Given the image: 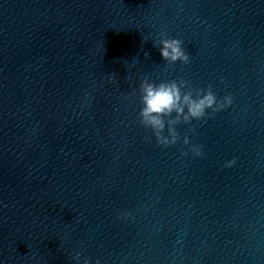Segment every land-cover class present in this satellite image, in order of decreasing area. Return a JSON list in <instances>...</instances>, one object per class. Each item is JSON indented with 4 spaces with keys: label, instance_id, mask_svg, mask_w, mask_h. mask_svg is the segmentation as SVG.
Returning a JSON list of instances; mask_svg holds the SVG:
<instances>
[{
    "label": "clouds",
    "instance_id": "1",
    "mask_svg": "<svg viewBox=\"0 0 264 264\" xmlns=\"http://www.w3.org/2000/svg\"><path fill=\"white\" fill-rule=\"evenodd\" d=\"M160 56L169 65L177 62L187 64L190 56L183 46V41L178 38H171L161 34L158 38ZM154 46L156 44L154 43ZM147 56V53L145 54ZM140 103L142 107L138 113L139 124L151 129L156 144L164 148L174 146L181 142V134L178 131L179 125H192L193 121H201L217 112L231 107L234 103L232 94L218 97L213 92L212 86L205 89L192 88L190 81L180 78L179 80L150 81L143 78L139 86ZM210 110V111H209ZM188 132L194 133L195 127H189ZM150 141L151 137H145ZM183 145L187 150L182 152L183 156L191 153L194 157H203L202 145L190 141L189 135L184 134ZM236 163L233 159L225 163L224 167H232ZM130 213H123V218L128 219ZM76 264H91L89 258L82 257L81 253L73 256ZM95 264H100L97 258Z\"/></svg>",
    "mask_w": 264,
    "mask_h": 264
}]
</instances>
